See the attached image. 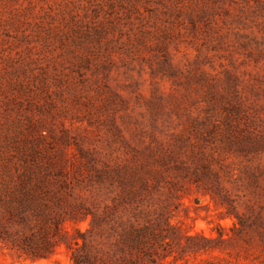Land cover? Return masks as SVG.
<instances>
[{"label": "rangeland", "instance_id": "rangeland-1", "mask_svg": "<svg viewBox=\"0 0 264 264\" xmlns=\"http://www.w3.org/2000/svg\"><path fill=\"white\" fill-rule=\"evenodd\" d=\"M27 143L113 223L212 240L170 264H264V0H0V158Z\"/></svg>", "mask_w": 264, "mask_h": 264}, {"label": "trees", "instance_id": "trees-1", "mask_svg": "<svg viewBox=\"0 0 264 264\" xmlns=\"http://www.w3.org/2000/svg\"><path fill=\"white\" fill-rule=\"evenodd\" d=\"M43 136L41 141L45 140ZM28 145L18 144L13 154L0 158L1 248L36 261L51 258L65 246L72 264H170L171 259L177 262L182 252L211 249L212 240L184 233L181 226L172 224L163 214L144 224L117 225L109 211L100 215L75 202L80 182L69 183L61 168L46 162L47 155L41 149ZM106 174L111 179L112 175ZM97 181H103L102 176ZM135 181L134 177L120 178L121 203H136L141 192ZM85 221L88 228L84 231L77 226L72 231L66 228L68 223ZM106 230L109 235L103 233ZM97 237L105 242H99ZM220 241H224L222 234Z\"/></svg>", "mask_w": 264, "mask_h": 264}]
</instances>
